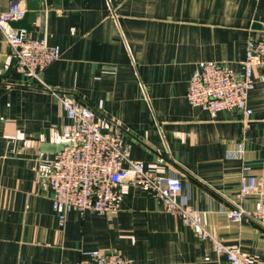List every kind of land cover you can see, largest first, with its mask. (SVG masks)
Instances as JSON below:
<instances>
[{
	"label": "crops",
	"instance_id": "1",
	"mask_svg": "<svg viewBox=\"0 0 264 264\" xmlns=\"http://www.w3.org/2000/svg\"><path fill=\"white\" fill-rule=\"evenodd\" d=\"M10 1L0 0V12ZM263 21L264 0H40L29 36L60 55L39 79L18 66L0 31V264H78L89 251L131 264L226 262L130 180L117 210L70 209L61 222L39 167L56 156L68 122L53 91L90 106L145 170L179 176L206 226L264 264V229L219 212L239 203L242 174H264V74L254 71L246 117L229 109L211 118L185 96L201 61L239 73Z\"/></svg>",
	"mask_w": 264,
	"mask_h": 264
},
{
	"label": "built area",
	"instance_id": "2",
	"mask_svg": "<svg viewBox=\"0 0 264 264\" xmlns=\"http://www.w3.org/2000/svg\"><path fill=\"white\" fill-rule=\"evenodd\" d=\"M26 4L11 0L0 12V31L14 54L18 66L29 76L39 79L42 71L60 55L56 45L45 38H34L24 28H14L10 21L21 19ZM258 69L264 74V21L257 37L246 41L241 71L216 62L201 61L188 82L186 99L191 106L208 112L211 118L222 110L237 109L243 116L252 113L248 107V92L254 86L253 74ZM68 122L62 129L64 141L56 156L41 161L39 167L45 182L52 190V206L64 222L70 209L94 210L108 213L117 210L120 185L130 180L146 188L159 198L166 210L180 217L199 238H208L215 250L225 256L224 264H252L238 244H224L222 238L210 230L202 211L189 204L182 180L176 174L156 176L145 170L141 162L129 158L120 143V133H103L94 110L76 102L65 93L53 91ZM239 203L232 208H221L220 213L233 222L245 218L256 221L264 229V174H242L239 178ZM78 264H131L116 251H89Z\"/></svg>",
	"mask_w": 264,
	"mask_h": 264
},
{
	"label": "water",
	"instance_id": "3",
	"mask_svg": "<svg viewBox=\"0 0 264 264\" xmlns=\"http://www.w3.org/2000/svg\"><path fill=\"white\" fill-rule=\"evenodd\" d=\"M40 0H28L26 2V12L24 16L19 20L10 21V25L14 28H24L27 31L33 30V24L35 23L37 10L39 9Z\"/></svg>",
	"mask_w": 264,
	"mask_h": 264
}]
</instances>
